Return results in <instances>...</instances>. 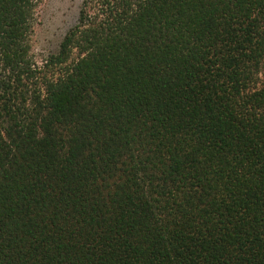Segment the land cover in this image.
I'll return each mask as SVG.
<instances>
[{"label": "trees", "instance_id": "obj_1", "mask_svg": "<svg viewBox=\"0 0 264 264\" xmlns=\"http://www.w3.org/2000/svg\"><path fill=\"white\" fill-rule=\"evenodd\" d=\"M0 0V264H264V0Z\"/></svg>", "mask_w": 264, "mask_h": 264}, {"label": "rangeland", "instance_id": "obj_2", "mask_svg": "<svg viewBox=\"0 0 264 264\" xmlns=\"http://www.w3.org/2000/svg\"><path fill=\"white\" fill-rule=\"evenodd\" d=\"M83 0H42L36 7L30 53L41 64L58 50L60 41L77 19Z\"/></svg>", "mask_w": 264, "mask_h": 264}]
</instances>
